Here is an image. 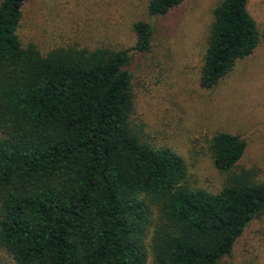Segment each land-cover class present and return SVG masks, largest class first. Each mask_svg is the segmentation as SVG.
Returning <instances> with one entry per match:
<instances>
[{"label": "trees", "instance_id": "1", "mask_svg": "<svg viewBox=\"0 0 264 264\" xmlns=\"http://www.w3.org/2000/svg\"><path fill=\"white\" fill-rule=\"evenodd\" d=\"M26 0L0 3V264H224L264 215V181L234 171L247 141L217 132L228 172L218 192L191 187L187 164L133 125L128 65L153 51L154 26L134 24L132 49L59 46L43 54L19 34ZM184 0H150L151 16ZM248 0L214 9L200 84L214 89L264 40Z\"/></svg>", "mask_w": 264, "mask_h": 264}, {"label": "rangeland", "instance_id": "2", "mask_svg": "<svg viewBox=\"0 0 264 264\" xmlns=\"http://www.w3.org/2000/svg\"><path fill=\"white\" fill-rule=\"evenodd\" d=\"M2 0H0L1 3ZM150 0H26L18 34L43 54L59 46L132 49L134 24L154 26L153 51L137 52L133 74V125L149 143L170 147L185 159L191 187L220 191L230 173L217 168L209 146L217 132L247 141L234 168L251 169L264 181V40L239 60L214 89L200 84V72L214 9L222 0H184L164 16H151ZM248 11L264 32V0H248ZM8 258L0 249V259ZM224 264H264V215L238 238Z\"/></svg>", "mask_w": 264, "mask_h": 264}]
</instances>
